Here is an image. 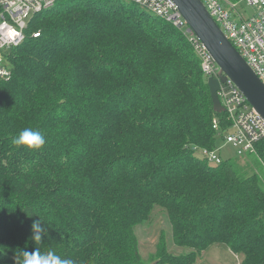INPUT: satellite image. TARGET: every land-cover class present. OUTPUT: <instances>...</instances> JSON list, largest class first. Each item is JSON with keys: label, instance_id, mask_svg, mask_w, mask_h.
I'll use <instances>...</instances> for the list:
<instances>
[{"label": "trees", "instance_id": "obj_1", "mask_svg": "<svg viewBox=\"0 0 264 264\" xmlns=\"http://www.w3.org/2000/svg\"><path fill=\"white\" fill-rule=\"evenodd\" d=\"M26 33L0 78V264L37 248L76 264H197L214 245L264 264V141L199 158L230 123L183 32L134 0H60ZM24 128L45 144L17 147ZM157 208L185 250L161 235L147 261L136 229Z\"/></svg>", "mask_w": 264, "mask_h": 264}, {"label": "built area", "instance_id": "obj_2", "mask_svg": "<svg viewBox=\"0 0 264 264\" xmlns=\"http://www.w3.org/2000/svg\"><path fill=\"white\" fill-rule=\"evenodd\" d=\"M60 0H0V78L12 75L8 51L27 38L31 15H38L56 7ZM152 14L171 23L183 32L198 56L205 78H219L220 68L201 41L190 30L173 0H134ZM209 14L228 40L237 48L247 64L264 83V0H245L256 9L254 15H242L239 2L231 0H201ZM244 1V0H242ZM40 37V32L32 35ZM219 98L225 109L229 127L222 132L227 145H231L241 157L254 153L258 143L264 141V119L249 104L240 89L228 80L221 84ZM213 127L220 130L219 119ZM195 148L197 155L210 163H222L221 151Z\"/></svg>", "mask_w": 264, "mask_h": 264}, {"label": "water", "instance_id": "obj_3", "mask_svg": "<svg viewBox=\"0 0 264 264\" xmlns=\"http://www.w3.org/2000/svg\"><path fill=\"white\" fill-rule=\"evenodd\" d=\"M190 30L201 41L220 68L219 78L207 81L214 111L225 112L219 98L221 84L231 80L264 119V83L237 48L228 40L201 0H173Z\"/></svg>", "mask_w": 264, "mask_h": 264}, {"label": "rangeland", "instance_id": "obj_4", "mask_svg": "<svg viewBox=\"0 0 264 264\" xmlns=\"http://www.w3.org/2000/svg\"><path fill=\"white\" fill-rule=\"evenodd\" d=\"M239 10L245 17H250L256 12V9L249 7L245 0H241ZM34 17V15H31L28 21L32 20ZM217 146L220 149L223 148L221 151L223 159H236L238 157L236 150L231 145H227L223 138L218 137ZM251 160L252 157L243 158L239 160V163L246 167L250 165L249 162H251ZM249 170V173L253 172L251 169ZM136 233L140 241L141 254L147 261L154 258L151 255L155 253L156 244L161 235H164L172 254H179L185 250L173 244L171 225L164 212L159 208L154 211L152 221L137 227ZM152 264H158V261H154ZM197 264H240V256L234 254L227 246L214 245L203 253L202 257L198 259Z\"/></svg>", "mask_w": 264, "mask_h": 264}, {"label": "clouds", "instance_id": "obj_5", "mask_svg": "<svg viewBox=\"0 0 264 264\" xmlns=\"http://www.w3.org/2000/svg\"><path fill=\"white\" fill-rule=\"evenodd\" d=\"M13 143L17 147H26L29 150H35L41 148L45 144V138L39 130H33L32 128H24L18 133L13 140ZM33 233L32 239L36 242L41 241L42 229L40 222H34L32 225ZM22 261H17L16 264H76L74 260L62 259L54 251H48L42 253L39 248L34 252L22 251Z\"/></svg>", "mask_w": 264, "mask_h": 264}, {"label": "crops", "instance_id": "obj_6", "mask_svg": "<svg viewBox=\"0 0 264 264\" xmlns=\"http://www.w3.org/2000/svg\"><path fill=\"white\" fill-rule=\"evenodd\" d=\"M241 260H242V259H241V257H240V263H241Z\"/></svg>", "mask_w": 264, "mask_h": 264}]
</instances>
